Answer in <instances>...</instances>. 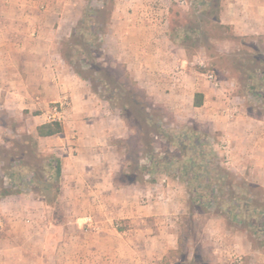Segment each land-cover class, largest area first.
I'll list each match as a JSON object with an SVG mask.
<instances>
[{"label":"crops","instance_id":"obj_1","mask_svg":"<svg viewBox=\"0 0 264 264\" xmlns=\"http://www.w3.org/2000/svg\"><path fill=\"white\" fill-rule=\"evenodd\" d=\"M84 6L85 0H0V113L15 120L29 114L34 135L47 123L49 108L69 100L62 132L37 142L41 153L60 159L59 201L70 219L50 224L39 198L0 200V264H176L165 258L177 250L169 224L181 207L174 198L167 203L158 188L183 184L165 174L148 186L128 176L131 167L142 171L149 165L142 145L131 159L129 141L137 134L59 54ZM170 6L169 0H114L101 40L104 59L124 69L153 105L180 120L189 111V131L204 133L226 168L264 188V116L246 113L232 84L226 89L195 68L170 36ZM220 7V23L235 36L264 37V0H221ZM195 100L201 105L194 106ZM86 216L95 222L87 231ZM216 221L209 220L207 234L222 232ZM230 247L223 252L230 255Z\"/></svg>","mask_w":264,"mask_h":264},{"label":"trees","instance_id":"obj_2","mask_svg":"<svg viewBox=\"0 0 264 264\" xmlns=\"http://www.w3.org/2000/svg\"><path fill=\"white\" fill-rule=\"evenodd\" d=\"M190 2L189 21H203L209 25L210 32L225 31L230 33V38H242L235 36L230 27L220 23L221 0ZM113 4L114 0H85L80 19L69 38L59 45V54L71 68V72L95 95L113 104L130 130L137 134L143 154L149 162L142 172L152 175L160 171L184 185L187 212L183 216L184 224L180 227L186 236L178 237L176 251L183 250L185 240L195 245L196 227L200 220L196 219L198 215L206 219L223 218L226 224L237 232L264 240L263 187L226 168L204 133L194 134L189 131L188 135L183 131L176 133L174 137L170 136L167 141L175 148V153H166L168 159H159L153 153L154 138L165 137L159 121L163 117L159 113L160 107L153 105L145 93L135 86L124 69L114 68L104 59L102 53L101 40L106 33ZM176 16L169 19L170 36L184 45L188 36L178 35ZM198 32L197 26L189 28V34ZM218 61L219 65H213L222 71L221 58ZM237 72L241 75L240 78H235L237 81H244V90L253 98V104L260 107L256 112L260 117L264 116V65L261 68L245 66L235 69L232 75ZM200 105L198 100L194 101V106ZM62 130L60 123H44L36 127L34 136L27 135L22 143H13V152L2 158L0 200L33 192L42 196L47 220L51 209L59 210L61 162L53 154L41 153L37 139L55 136ZM259 244L264 246V241Z\"/></svg>","mask_w":264,"mask_h":264},{"label":"rangeland","instance_id":"obj_3","mask_svg":"<svg viewBox=\"0 0 264 264\" xmlns=\"http://www.w3.org/2000/svg\"><path fill=\"white\" fill-rule=\"evenodd\" d=\"M169 3L171 5L169 19L173 18L174 15H177L176 18L178 23H176V25H179L177 33L179 36L185 34L188 36V40L182 46L185 48L188 58L193 60L195 68L205 69V72L212 73L217 80L223 83V86H225L226 89L232 84L234 86L233 96H235L237 98L236 100L241 103L243 110L247 113L251 109L253 112L255 111V113H257L256 111H258L260 107L253 104V98L246 90H244V81H241V79L237 81V78H235H240V72H237L234 75H232V72L235 69H242L245 66H258L261 68L264 65V37L249 36L242 37L240 40H235L230 38L231 36L229 32H210V27L207 23H204L203 21L199 23H194L195 21L193 20L189 21V8L191 7L190 0H169ZM196 26L199 28V32L197 34H189V28ZM198 36H200L199 39ZM178 44L180 43L178 42ZM219 58H221L220 63H222V71H219L217 66L213 65V63L219 65ZM250 59H253V61L249 62ZM67 67L71 71V68L68 65ZM117 70H119V68H117ZM99 98L102 99L101 97ZM110 106L111 109H116L113 104H110ZM159 111L164 117L160 118L159 121L165 137L153 140V153L156 154L159 159H168V153H175V148L173 146L171 147L169 145L170 143L167 141L170 139L169 137H174L176 136V133H181L183 131L189 135V111H184V120L178 119L167 107L162 106L159 108ZM154 114H156V112H154ZM27 118H30L29 114H23V118L15 120L7 117V114L0 113V181L3 177V171L1 170L2 158H5L7 154L10 155V152H13V143L16 141L22 143L27 135L34 136L33 133H30L34 123L30 119L26 121ZM199 132L201 133V131ZM129 144L132 147L131 159H134L137 155L138 147L141 148L139 137L133 134L130 137ZM16 150L18 151V149ZM39 150H42L41 147ZM14 153H16L15 150ZM43 154L47 153L44 152ZM128 173V176L130 177L139 178L140 180L144 179L147 183L146 186H148L150 181H155L153 180V177L157 178V176L163 175V173L157 171L156 174H152L151 176L146 172L139 171L135 166L131 167ZM241 177L248 179L244 176ZM248 181L251 180L248 179ZM158 189L170 198L167 203L171 202L173 198L175 201L179 200L178 204L181 207V211L175 215H170L172 217V223L169 225H172L177 240L180 235L185 237L186 234L180 227L184 224L183 216H185L187 212V195L184 185L179 187L178 185L168 186L167 184L162 183V186H159ZM152 193L155 192L153 191ZM23 195L25 197L42 199L40 194L33 192H27ZM143 198L144 197H141L139 199V203L142 206L143 203H141V200ZM59 207L58 211L50 210L48 221L52 225H63L70 220L67 214V205H65L64 202H60ZM88 217L90 216L84 218V223L82 224L85 227V231H87L89 227H94L95 225L92 217L91 225L85 222V219ZM196 219L200 220L196 227L197 235L195 238V245L191 244L190 241L185 240L183 250L170 252L166 256L165 261H171L176 264H258L259 262L264 261V246L259 244L264 241L262 238H253L246 233H239L234 228L229 227L226 224V221L220 217H217V219H206L204 216L198 215ZM210 219H215L217 220L216 222H220L222 232L219 234L217 233V236H212L205 232L209 226H211V222H209ZM119 223L121 226L123 225L122 222H118L119 227H121ZM213 228H217V225ZM229 246H231V253L230 255H227L223 252V248Z\"/></svg>","mask_w":264,"mask_h":264},{"label":"built area","instance_id":"obj_4","mask_svg":"<svg viewBox=\"0 0 264 264\" xmlns=\"http://www.w3.org/2000/svg\"><path fill=\"white\" fill-rule=\"evenodd\" d=\"M206 79L210 82L217 83V80L215 79V76L212 73H208L206 75ZM69 107V100L66 97H63L59 103H56L52 105V107L49 108L48 112L45 115V120L47 123H52V122H57L61 123L64 118V111H66ZM223 145V149H224ZM227 157L228 155L226 154L224 156V162L227 163ZM85 222L87 224H92V220L90 217L85 219Z\"/></svg>","mask_w":264,"mask_h":264}]
</instances>
